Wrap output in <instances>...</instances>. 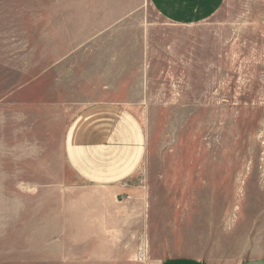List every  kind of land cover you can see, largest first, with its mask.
Returning a JSON list of instances; mask_svg holds the SVG:
<instances>
[{"label":"rangeland","instance_id":"1","mask_svg":"<svg viewBox=\"0 0 264 264\" xmlns=\"http://www.w3.org/2000/svg\"><path fill=\"white\" fill-rule=\"evenodd\" d=\"M172 258L264 259V0H0V264Z\"/></svg>","mask_w":264,"mask_h":264},{"label":"crops","instance_id":"2","mask_svg":"<svg viewBox=\"0 0 264 264\" xmlns=\"http://www.w3.org/2000/svg\"><path fill=\"white\" fill-rule=\"evenodd\" d=\"M224 0H150L152 7L167 21L175 24H191L211 17L221 7ZM113 112L107 120L104 139L107 145L130 148V132L124 126L128 119L114 118ZM159 264H204L193 258H172ZM241 264H264V259H253Z\"/></svg>","mask_w":264,"mask_h":264}]
</instances>
